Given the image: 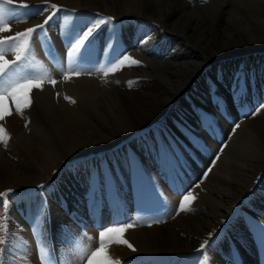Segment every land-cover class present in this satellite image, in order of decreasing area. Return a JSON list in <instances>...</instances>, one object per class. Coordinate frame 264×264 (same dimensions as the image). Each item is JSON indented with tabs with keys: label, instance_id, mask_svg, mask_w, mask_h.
Returning <instances> with one entry per match:
<instances>
[{
	"label": "rangeland",
	"instance_id": "374dc122",
	"mask_svg": "<svg viewBox=\"0 0 264 264\" xmlns=\"http://www.w3.org/2000/svg\"><path fill=\"white\" fill-rule=\"evenodd\" d=\"M142 1L14 0L5 5L14 22L11 32L0 36L52 16L46 29L55 60L47 55L49 45L35 43L30 62L43 87L31 91V103L22 111L7 100L12 114L0 120V193L14 190L0 197L10 205L7 212L0 207V239L7 241L0 246L7 249L0 253L4 264H42L41 258H47L38 249L41 235L32 231L42 199V235L52 264H78L79 250L98 247L99 231L118 226L115 220L135 225L123 234L135 251L107 245L120 264H203L205 255L207 264H264V145L256 156L253 137L237 132L245 119L264 121V109L257 111L264 104V28L244 18L233 22L226 14L230 8L237 12L235 4H227L230 0L223 5L224 0H179L167 18L158 16L154 6L141 7ZM212 1L200 10L215 7L212 25H232L243 33L221 39L211 32L209 44H193L188 39L196 35L194 22L184 32L181 26L197 5ZM37 8L48 10L35 15ZM251 10L253 18L264 21ZM96 18L113 19L95 31L91 51L78 66L75 54H65L64 34L81 20ZM113 28L121 35L120 50L139 65L129 60L115 68L110 63L114 53L106 44H115L109 40ZM255 56L262 58L258 75L251 69L240 73ZM170 61L182 64L164 67ZM76 72L111 79L126 104L111 98V105L101 104L98 118L79 126L50 123L41 109L48 102L79 108L65 85ZM212 170L227 180H212ZM189 193L195 199L181 211L179 203ZM209 233L210 247L198 251Z\"/></svg>",
	"mask_w": 264,
	"mask_h": 264
},
{
	"label": "snow or ice",
	"instance_id": "6c2138e0",
	"mask_svg": "<svg viewBox=\"0 0 264 264\" xmlns=\"http://www.w3.org/2000/svg\"><path fill=\"white\" fill-rule=\"evenodd\" d=\"M14 0H0V33L11 32L10 24L12 21L9 9L5 8L6 4H13ZM19 7L28 8L29 5L26 3H20ZM51 8H56V5H51ZM48 9L37 8L35 15H40L42 11H47ZM27 15V14H26ZM31 18L30 16L28 17ZM113 18H108L105 21L103 18H96L92 21L81 20L79 25H73L71 33H65V38L67 39V48L65 54L74 56V62L79 66L85 62V53H90L92 37L96 30H98L102 24L111 23ZM52 20V16H49L42 24L36 25L35 27L27 28L26 30L16 32L14 35L0 36V120H3L6 115H11V111L7 104V100H11L17 111H22L23 107H28L31 103L29 95L33 89H41L43 87L44 81L35 74L32 63L30 62V56L35 52V43L38 41L41 45H49V50L47 55L51 59L55 60L54 50L50 46V37L48 35L46 25ZM144 37H141L143 40ZM109 40H114L115 44L107 43L106 47L113 50L114 57L110 61L111 64L115 65V68H119L124 64L125 61L131 60L132 65H139L141 62L131 58L129 55L122 52L119 48V43L121 40V35L117 29H112V35ZM139 42V41H138ZM126 51V50H125ZM11 53L12 58H8V54ZM122 57V58H121ZM118 61V62H117ZM113 68V70H115ZM79 75V72L75 73ZM65 78H68L67 76ZM53 85L56 84L55 79L50 81ZM240 94L243 95V90ZM264 108V104L257 107V111ZM238 127L239 125H235ZM3 131V129H0ZM41 188L44 186L41 185ZM14 192V190L9 189L8 193ZM8 193H0V197L6 196ZM179 194H182L180 192ZM23 196V194H18ZM95 197V192L92 193ZM195 197L191 193L183 196V200L180 201L179 207L181 211H186L185 202H190L194 200ZM0 207H3L4 211H8L10 205L3 200H0ZM46 200H41L40 204L37 206L35 226L32 227L34 235H41V242L38 245V249L45 251L48 255L47 258H41L42 264H52L51 254L44 243L45 239L42 235V222L46 221L45 214ZM159 222V221H155ZM114 224L118 225L115 227H104L99 231V245L94 249L81 248L78 255V264H120L119 260L113 259L107 252V245L109 244H123L127 245L133 251L136 249L123 238V234L130 228L134 227V223H127L119 220L113 221ZM65 240H67L68 234H64ZM208 240H204L200 244L201 250H206V246L210 247V240L212 238V233H209ZM7 243L5 239H0V246ZM7 249L0 247V253L6 252ZM209 257L204 256L203 264H207ZM0 264H4L0 260Z\"/></svg>",
	"mask_w": 264,
	"mask_h": 264
},
{
	"label": "bare ground",
	"instance_id": "6f19581e",
	"mask_svg": "<svg viewBox=\"0 0 264 264\" xmlns=\"http://www.w3.org/2000/svg\"><path fill=\"white\" fill-rule=\"evenodd\" d=\"M141 1V0H140ZM179 0H144L140 2L142 6H154L156 8V14L160 17L167 18L168 16H171L176 10L177 5L174 4V2ZM134 2V1H133ZM138 2V1H137ZM227 3V1H222L221 5L224 3ZM235 4L237 12L232 10V8L229 9L226 14H228L229 18L233 19V22H241V20L244 18L245 21H249L250 24L253 27H262L264 28V21H260L258 19L253 18V15L251 9H254L257 16L264 17V0H230L227 4ZM139 4V3H138ZM214 5L215 1L204 3L203 5H197L195 8V11L198 12H191L188 14V21L186 24L181 26L180 31L184 32L189 28L190 22H194L195 28H194V34L191 37H189V41H191L193 44H209L211 42L210 34L211 32H214L217 36H219L221 39L229 37L231 34L230 32H233L235 37H240L243 33V31H240V33H237L236 31L239 30L237 27H233L232 25L226 26L227 29L224 30V27H221L220 24L216 23L213 24L210 22V16L212 14V10L210 12H204L202 13L200 10L202 7L204 8L205 5ZM218 6V5H217ZM140 7V4L138 5ZM146 8V7H145ZM203 10V9H202ZM220 15L223 19L224 12L223 8L219 7ZM206 11V10H204ZM216 17V16H215ZM216 19V18H215ZM185 22V21H184ZM210 24L209 27L206 24ZM225 27V28H226ZM192 29V28H191ZM229 31V32H228ZM184 37V36H183ZM199 51V50H198ZM264 54L260 55L263 56ZM259 56H255L253 58H248L246 63L242 66L241 63H238V65H241L243 68L239 69L240 72H245L247 69H251V72L253 75H258L257 69H258V63L262 60H260ZM151 62V61H150ZM146 63V62H145ZM232 63V64H231ZM229 66L233 65L234 63L231 62ZM237 63V62H236ZM164 64V63H163ZM182 63H174V62H166L164 64V67H172L181 66ZM162 63L159 62H152L150 63V66L159 67ZM235 65V64H234ZM166 68V69H167ZM248 70V71H249ZM240 72V73H241ZM227 73H229L227 71ZM245 77V76H244ZM73 81L67 82L65 85L69 87V92L71 95L76 97L75 105H78V109L75 108H69L66 103L61 102L58 103L56 107H50L49 102L46 106H41L42 111L45 113L46 118L48 121L52 124H63L67 125L69 127L79 126L82 124L88 123V121L94 120L98 118L100 113L98 114V111L100 108L105 106V104L111 105V101L114 97H117L118 101L124 105L126 104V98L124 97L123 93L117 92V84L112 83L111 79H108L106 81H102L101 79L97 77H91L87 75H75ZM242 80V79H241ZM245 80V79H244ZM242 83V82H241ZM113 87H116L113 89ZM41 91V90H40ZM42 93L45 95L46 91L45 89L42 90ZM219 94V93H218ZM223 94L218 95L221 97ZM78 96V98H77ZM229 94L225 93V97H228ZM112 98V100H111ZM44 100V99H43ZM61 101H63L61 99ZM51 102V101H50ZM74 102V101H73ZM102 104V105H101ZM73 105V104H72ZM80 105V106H79ZM262 109V108H261ZM264 109V108H263ZM90 120V122H91ZM57 125V126H58ZM55 127V126H54ZM64 127V126H63ZM58 128V127H57ZM238 133L242 134L244 137L248 138V136L253 137V146L256 147V156L260 154L262 150V145H264V121L260 120H250L245 119L243 120V124L238 128ZM243 148L244 151L248 150V145L246 144ZM255 155V153H254ZM255 156V157H256ZM254 158V157H253ZM227 167L230 169L234 167L233 162H227ZM236 166V165H235ZM215 171V170H214ZM213 170L210 172L208 177H212L214 181H218V183H223L225 180H227V177L224 173L222 175L221 173L218 175H213ZM208 185V184H207ZM204 186V185H203ZM211 187V186H210ZM207 188V187H204ZM211 191V190H210ZM213 191V190H212ZM215 191V190H214ZM218 192V191H217ZM206 195V194H205ZM137 237V236H136Z\"/></svg>",
	"mask_w": 264,
	"mask_h": 264
}]
</instances>
